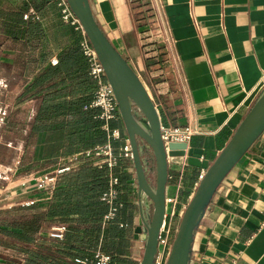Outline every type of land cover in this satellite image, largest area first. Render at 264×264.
<instances>
[{
	"label": "crops",
	"instance_id": "crops-1",
	"mask_svg": "<svg viewBox=\"0 0 264 264\" xmlns=\"http://www.w3.org/2000/svg\"><path fill=\"white\" fill-rule=\"evenodd\" d=\"M89 2L100 28L152 96L163 127L190 126L195 131L184 164L170 165L169 169L166 202H175V212L180 217L201 176L229 142L264 89V0H149V14L145 13L146 9H137L139 0ZM48 11L53 17L46 22ZM60 12L57 6L38 15L48 37L38 44L32 67L31 62L30 66L28 64L30 53L21 52L16 45L9 50L0 49V62L5 63L9 72L13 100L9 108L15 114L25 112L24 119L14 124L24 129L20 132V136H24L23 147L32 156L38 149L39 135L31 134V129L42 99L33 97L19 101V97L38 78V72L59 63V57L72 42L61 31L65 23L60 21ZM148 17L150 24H147ZM149 42H157L167 52L170 62L167 70L147 65L149 55L144 45ZM19 55L26 62L23 74H18ZM77 63V74H85L81 80L84 82L76 88L78 98H82L88 95L90 68L86 58ZM88 109L85 105L84 110ZM108 129L103 123L102 130L108 141L102 146L112 145L115 140L112 132L118 131L122 138L126 131L122 120L110 122ZM127 139H123L125 144ZM75 153L58 156L57 166L66 165L67 159ZM134 173L127 169V174ZM131 176L133 190L129 198L134 214L125 226L131 234L125 258L127 264H140L144 244L134 239L140 214L135 174ZM57 187L49 191L33 189L36 194H31L25 202L45 206L53 199ZM124 193L122 190L120 199ZM172 207L173 204H169L168 211ZM17 261L24 259L20 256ZM190 264H264V133L213 197L197 230Z\"/></svg>",
	"mask_w": 264,
	"mask_h": 264
},
{
	"label": "trees",
	"instance_id": "trees-1",
	"mask_svg": "<svg viewBox=\"0 0 264 264\" xmlns=\"http://www.w3.org/2000/svg\"><path fill=\"white\" fill-rule=\"evenodd\" d=\"M54 7H57V0H0V49L9 50L10 46L16 45L21 52L30 53L32 57L28 64L30 66L31 62L32 67L38 44L48 37L38 15ZM147 11L145 13L149 14ZM60 19L64 24L61 12ZM150 23L148 17L147 24ZM58 26L62 29L60 24ZM64 26L61 31L72 41L70 46L59 57V63L38 72V78L19 97V101L33 97L42 99L41 109L31 129V134L39 135V150L32 156L23 147L16 171L19 175L50 172L58 167V156L85 152L108 141L106 132L102 130L104 122L99 118L100 110L90 107L96 92L90 71L88 95L78 98L76 91L85 76L77 74V61L86 58L81 50L83 35L70 24L65 23ZM144 48L149 55V67L159 66V70L163 71L170 67L167 52L157 42L146 43ZM25 65V60L19 55L18 74H23ZM88 66L90 68L89 62ZM83 97L84 100H81ZM85 105H88V110H84ZM7 120L5 117L4 123ZM123 139L112 141L117 156L126 145ZM127 169L130 170L129 161L123 158L114 168H100L91 160H82L76 171L61 177L48 204L34 203L8 211L9 220L6 224H0V246L6 251L15 252L24 261L9 259L6 263L93 264L94 255L100 252L109 255L112 264H127L125 256L131 234L125 226L131 222L134 214L129 198L133 190V177L127 174ZM111 175L118 179V211L115 218L104 225V217L110 207L101 198L110 188ZM122 190L125 196L120 199ZM122 208L124 211L119 219ZM56 226L65 227L62 240L46 234Z\"/></svg>",
	"mask_w": 264,
	"mask_h": 264
},
{
	"label": "water",
	"instance_id": "water-1",
	"mask_svg": "<svg viewBox=\"0 0 264 264\" xmlns=\"http://www.w3.org/2000/svg\"><path fill=\"white\" fill-rule=\"evenodd\" d=\"M95 49L125 126L137 184L139 221L134 239L144 244L140 264H155L166 216L170 165L182 166L187 144L162 140V118L147 88L98 25L89 0H66ZM4 120L0 117V121ZM264 133V89L229 142L205 172L181 218L166 264H190L197 230L216 192ZM147 155L144 160L143 155Z\"/></svg>",
	"mask_w": 264,
	"mask_h": 264
},
{
	"label": "built area",
	"instance_id": "built-area-1",
	"mask_svg": "<svg viewBox=\"0 0 264 264\" xmlns=\"http://www.w3.org/2000/svg\"><path fill=\"white\" fill-rule=\"evenodd\" d=\"M57 6L61 9L62 19L65 23L75 27L76 30L81 31L83 40L81 42V50L87 58L90 65V75L96 84V92L93 101L90 104L91 108L100 110L99 118L105 123V128L108 129V124L112 121L121 120L118 106L112 91V88L106 78L104 68L98 58V55L93 48L91 42L85 35L79 20L72 13L66 0H57ZM5 114V113H4ZM3 114V115H4ZM195 131L190 127H162V140L168 148L171 143H183L189 145ZM112 138L119 140L120 133L118 131L112 132ZM132 160L131 149L127 140V144L120 149L117 156L111 144L89 150L85 152H77L67 159L66 165H60L50 172L43 174H31L28 181L34 184L39 191L53 190L58 184L61 177L69 172H72L75 166L79 165L82 160H91L97 167L114 168L117 166L119 159ZM20 165V160L17 161V166ZM17 168V167H16ZM204 174L201 176L203 178ZM4 182L5 186L0 185V195L13 184V179L9 175L0 174V182ZM118 179L115 176H110V188L108 192L103 194L101 200L109 205L108 214L104 217L105 222L113 220L118 211L116 200L118 199V191L116 189ZM174 201L168 200L166 206L173 204L171 210L168 211L166 207V216L161 228L159 237L158 252L155 259V264H166L169 254L171 252L172 244L178 231L176 212L174 208ZM183 216V215H182ZM180 216V217H182ZM65 227L56 226L48 231L50 238L62 240L64 238ZM93 264H112L109 255L97 252L92 260Z\"/></svg>",
	"mask_w": 264,
	"mask_h": 264
},
{
	"label": "rangeland",
	"instance_id": "rangeland-1",
	"mask_svg": "<svg viewBox=\"0 0 264 264\" xmlns=\"http://www.w3.org/2000/svg\"><path fill=\"white\" fill-rule=\"evenodd\" d=\"M148 2L149 0H142V3L138 2L137 9L147 10L148 6L150 5ZM147 12H151V10ZM52 17L53 14L48 11L45 15L46 22L50 21ZM9 89V72L5 63L2 61L0 62V117H3L4 119L6 117L8 120L6 123H4V120L2 122L0 121V174L11 176L13 179V184L6 190V192L0 195V224H6L9 220V215L7 213L8 211L13 208L29 204L28 202H25V200L31 196V194H36L33 193V189L37 190L34 184L28 181L30 175L34 173L21 175L16 173L18 169L17 161L21 160L23 155L22 141L24 136H20V132L24 129L19 125H15L14 123L23 120L25 112L22 110L15 114V112L10 111V103L13 100L11 99V93ZM124 132L125 133L122 138L127 137L126 131ZM129 166L130 171H133L132 160L129 161ZM0 185L1 187H6L3 181L0 182ZM181 218L182 217L179 216L176 217L175 222L177 225L180 224ZM18 258H20L18 254L12 251H6L0 246V264H7V260L10 259L16 261Z\"/></svg>",
	"mask_w": 264,
	"mask_h": 264
},
{
	"label": "flooded vegetation",
	"instance_id": "flooded-vegetation-1",
	"mask_svg": "<svg viewBox=\"0 0 264 264\" xmlns=\"http://www.w3.org/2000/svg\"><path fill=\"white\" fill-rule=\"evenodd\" d=\"M146 158H147V155L144 154V155H143V159L145 160Z\"/></svg>",
	"mask_w": 264,
	"mask_h": 264
}]
</instances>
